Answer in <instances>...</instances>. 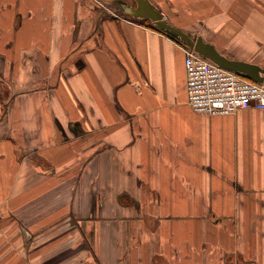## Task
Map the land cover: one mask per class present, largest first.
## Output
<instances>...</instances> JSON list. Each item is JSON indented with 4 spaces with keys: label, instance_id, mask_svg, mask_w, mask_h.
<instances>
[{
    "label": "crops",
    "instance_id": "obj_1",
    "mask_svg": "<svg viewBox=\"0 0 264 264\" xmlns=\"http://www.w3.org/2000/svg\"><path fill=\"white\" fill-rule=\"evenodd\" d=\"M119 1L0 0V264H264V109L195 111L182 44ZM150 1L264 67L244 0Z\"/></svg>",
    "mask_w": 264,
    "mask_h": 264
},
{
    "label": "built area",
    "instance_id": "obj_2",
    "mask_svg": "<svg viewBox=\"0 0 264 264\" xmlns=\"http://www.w3.org/2000/svg\"><path fill=\"white\" fill-rule=\"evenodd\" d=\"M185 52L189 105L197 112L231 114L240 109H264V83L223 68L194 49Z\"/></svg>",
    "mask_w": 264,
    "mask_h": 264
},
{
    "label": "water",
    "instance_id": "obj_3",
    "mask_svg": "<svg viewBox=\"0 0 264 264\" xmlns=\"http://www.w3.org/2000/svg\"><path fill=\"white\" fill-rule=\"evenodd\" d=\"M121 7L124 13L131 17L151 20L157 28L179 39L220 66L264 83V67L257 63L230 58L221 53L215 44L206 41L203 36L191 34L169 23L163 13L150 0H136V5L123 3Z\"/></svg>",
    "mask_w": 264,
    "mask_h": 264
},
{
    "label": "rangeland",
    "instance_id": "obj_4",
    "mask_svg": "<svg viewBox=\"0 0 264 264\" xmlns=\"http://www.w3.org/2000/svg\"><path fill=\"white\" fill-rule=\"evenodd\" d=\"M229 1H234V0H229ZM246 1H250L249 3L248 2H246ZM244 0V4H241V6L243 5V8H244V10H245V8H248V7H250L251 9H252V11H254V12H256V14H253V16L252 17H257V16H259V15H262V16H260L261 17V21H259L258 23H259V26H260V31H259V33H260V35L261 36H264V0ZM136 3V1H133V4H135ZM123 3H125V2H123L122 0L121 1H119V3H117V6H116V8L118 9H116V10H114L115 12H118V13H123V14H125L124 13V11H123V9H122V4ZM231 4H233V3H231ZM240 5V4H239ZM241 6H238V7H234L233 9L229 6V10H231V14H233V16L235 17V18H237L235 15H234V12H237V11H239L242 7ZM233 11V12H232ZM259 14H258V13ZM142 20V19H141ZM143 21V20H142ZM262 22V23H261ZM152 23V22H151ZM238 28V27H237ZM238 49L240 50V51H244L245 53H248L247 51H245V50H241L239 47H238ZM259 49V48H258ZM264 50V49H263ZM260 60L261 61H263V63H264V56L262 57V58H260ZM1 82V81H0ZM0 89H1V92H3V94L5 95V98H6V96H7V93H9V90H7L5 87H2L1 85H0ZM7 220L8 219H5V221H4V223H6L7 222ZM3 223V224H4ZM9 224V223H8ZM7 224V225H8ZM3 232H5V234L6 235H8V234H10L11 232H9V231H3ZM24 233V232H23ZM27 243V240L25 239V240H22L21 239V246H22V244L23 243ZM25 252H26V249H25ZM23 259H25V257H23Z\"/></svg>",
    "mask_w": 264,
    "mask_h": 264
},
{
    "label": "trees",
    "instance_id": "obj_5",
    "mask_svg": "<svg viewBox=\"0 0 264 264\" xmlns=\"http://www.w3.org/2000/svg\"><path fill=\"white\" fill-rule=\"evenodd\" d=\"M143 21H145V22H147V21H149V22H151L150 20H148V19H142ZM150 25L152 26V27H154L156 30H158V31H161V32H164V31H162L161 29H159V28H157L153 23H150ZM164 33H166V32H164ZM166 34H168V33H166ZM169 36H171L170 34H168ZM172 38H174L176 41H178V42H180L181 44H183L179 39H177V38H175V37H173V36H171ZM1 85V84H0ZM2 86V85H1ZM3 87V86H2ZM0 92H1V89H0ZM1 94H3V92H1ZM3 97H4V94H3ZM6 107V106H5Z\"/></svg>",
    "mask_w": 264,
    "mask_h": 264
},
{
    "label": "flooded vegetation",
    "instance_id": "obj_6",
    "mask_svg": "<svg viewBox=\"0 0 264 264\" xmlns=\"http://www.w3.org/2000/svg\"><path fill=\"white\" fill-rule=\"evenodd\" d=\"M132 5H135V4H132Z\"/></svg>",
    "mask_w": 264,
    "mask_h": 264
}]
</instances>
